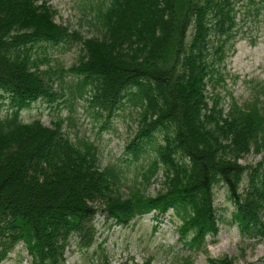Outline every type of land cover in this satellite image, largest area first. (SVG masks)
<instances>
[{"label": "trees", "instance_id": "obj_1", "mask_svg": "<svg viewBox=\"0 0 264 264\" xmlns=\"http://www.w3.org/2000/svg\"><path fill=\"white\" fill-rule=\"evenodd\" d=\"M242 0H111L101 35L85 37L55 21L49 0H0V264L23 244L31 264H65L73 241H97L96 217L129 225L146 214L172 211L180 238L201 249L219 233L215 188L224 184L241 233L264 236V102H232L226 112L209 84L236 37ZM255 3L256 0H249ZM264 5V0H260ZM77 43L68 70L41 68V52ZM77 78L96 117L129 101L140 106L139 129L127 151L154 145L163 190L156 196L122 191L115 169L103 168L94 144L21 112L39 100L56 101L57 79ZM86 91V92H88ZM254 150L261 162L241 160ZM211 264H235L224 257Z\"/></svg>", "mask_w": 264, "mask_h": 264}, {"label": "rangeland", "instance_id": "obj_2", "mask_svg": "<svg viewBox=\"0 0 264 264\" xmlns=\"http://www.w3.org/2000/svg\"><path fill=\"white\" fill-rule=\"evenodd\" d=\"M111 0H49L56 11V23L71 30H79L85 37L101 35V13ZM227 59L215 75L209 92L218 94L227 112L236 101L248 105L264 102V5L260 0L238 2V26L236 37L230 45ZM79 45L51 47L41 52V68L55 71L68 70L78 60ZM56 101L39 100L23 109L22 119L31 122L40 118L49 127L62 120L63 130L78 143L94 144L103 168L115 169L122 178V191L150 197L163 188L162 166L156 161L154 145L148 144L137 157L127 151L139 129L140 106L127 101L109 116L104 112L96 117V109L89 103V91L79 95L77 78L69 73L63 80L54 76ZM0 114L6 116L12 110L6 98ZM263 154L252 150L241 160L244 165H256ZM215 206L221 218L219 233L208 237L201 249L186 245L180 238V218L172 211L156 217L146 214L129 225H112L104 215L96 217L97 241L89 249L81 248L73 241L67 251L65 264H211V260L232 258L235 264H264V236L250 238L241 233L233 221L236 210L227 187L215 188ZM3 264H31L25 246L20 244Z\"/></svg>", "mask_w": 264, "mask_h": 264}]
</instances>
